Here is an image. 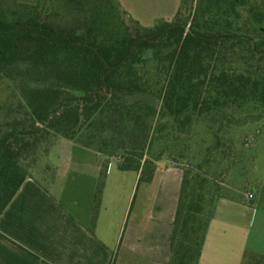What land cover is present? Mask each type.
Returning <instances> with one entry per match:
<instances>
[{"label":"trees","instance_id":"obj_1","mask_svg":"<svg viewBox=\"0 0 264 264\" xmlns=\"http://www.w3.org/2000/svg\"><path fill=\"white\" fill-rule=\"evenodd\" d=\"M2 81L14 93L0 106V217L58 138L116 157L139 185L167 156L186 162L169 264H200L231 198L223 180L241 170L251 185L257 162L234 134L264 121V0H185L153 28L120 0H0Z\"/></svg>","mask_w":264,"mask_h":264},{"label":"crops","instance_id":"obj_2","mask_svg":"<svg viewBox=\"0 0 264 264\" xmlns=\"http://www.w3.org/2000/svg\"><path fill=\"white\" fill-rule=\"evenodd\" d=\"M118 164L66 139L54 143L41 177H28L0 217V264H169L183 171L162 161L153 182L139 185L140 173ZM250 183L253 199L217 202L200 264L264 255L257 163Z\"/></svg>","mask_w":264,"mask_h":264},{"label":"rangeland","instance_id":"obj_3","mask_svg":"<svg viewBox=\"0 0 264 264\" xmlns=\"http://www.w3.org/2000/svg\"><path fill=\"white\" fill-rule=\"evenodd\" d=\"M17 1L23 4H34L37 2V0ZM183 1L185 0H126L131 11L130 15L135 20H139L138 22L146 28H153L161 21H173L178 12V7L181 6ZM13 93L14 87L12 84L3 81L0 82V106L8 98H10ZM263 127L264 121L261 123H256L254 120H249L244 127H242L234 134V137L238 142L246 140L249 143L246 148L251 149L249 150V157H253V159L256 158L257 160L256 163L258 164L259 175H261V173L264 171V134H262L264 133ZM259 129H262L260 133H258ZM60 139L61 138H58L57 140H55V142L52 143L43 144V146H41L38 150L36 161L34 163L33 169L31 170L32 174L37 178L41 177V172L46 167V162L48 161L52 146ZM193 151L194 150L191 151V155ZM109 159L118 160L116 157ZM162 161L168 162L170 165L176 166L177 168H183L186 165V162H175L167 156H165ZM198 161L199 158L197 157L192 161V163L196 164ZM255 166H253V169ZM241 172L243 171H232L223 180V192L228 197H245L246 194H249L252 186L245 182L247 180V177L241 178ZM251 172L252 170H250L249 166L246 165V170H244L245 175L247 173L248 176ZM250 203L255 204L252 202ZM135 212L136 207L134 208V213Z\"/></svg>","mask_w":264,"mask_h":264},{"label":"built area","instance_id":"obj_4","mask_svg":"<svg viewBox=\"0 0 264 264\" xmlns=\"http://www.w3.org/2000/svg\"><path fill=\"white\" fill-rule=\"evenodd\" d=\"M248 199L249 200L253 199V195L252 194H249Z\"/></svg>","mask_w":264,"mask_h":264}]
</instances>
